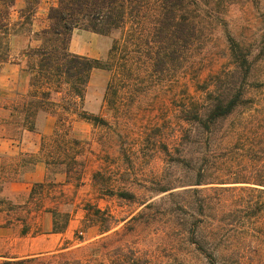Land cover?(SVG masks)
I'll use <instances>...</instances> for the list:
<instances>
[{
	"label": "trees",
	"instance_id": "1",
	"mask_svg": "<svg viewBox=\"0 0 264 264\" xmlns=\"http://www.w3.org/2000/svg\"><path fill=\"white\" fill-rule=\"evenodd\" d=\"M41 3L42 0H26L25 8L13 21L16 0H0V67L9 58L10 37L19 31L32 32ZM248 3L260 12L263 36L247 46L228 31L233 69L198 81L196 92L202 98L192 96L181 106L180 120L185 126L174 138V152H169V146L164 148L170 157L169 168L176 169L179 176L173 171L171 176L176 178L154 182V189H149L99 183L102 173L96 172L92 188L99 198L134 202L144 208L135 216L119 219L108 209L87 202L82 208L85 219L75 232V241L83 243L91 229L101 238L95 244L99 248L85 259L73 257L70 253L73 242L66 241L64 246L48 253L0 256V264H165L166 260L172 264H264V0H56L49 10L47 27L38 34L41 45L25 53L34 60L30 65L31 90L11 109L10 117L22 116V126L29 132L36 130L34 119L38 113L55 117L53 136L58 139L53 141L58 152H53V143L44 142L41 150L48 151V156L41 158L43 163L83 166L79 160L81 143L72 139L70 120L76 117L106 125L103 119L88 115L83 109L94 71H113L119 63L115 64L116 57L120 55V59L123 51H127L145 55L149 67L157 74L178 71L185 63L194 76L200 69L199 57L214 32L227 25V12ZM76 29L103 37L121 33L122 37L113 42L109 60L104 62L69 52L68 45ZM123 60L126 61L120 67L125 69L129 60L124 54ZM119 82L121 73L108 86L106 96L110 104ZM68 142L78 147L77 152L70 153ZM229 157L236 166H229L226 162ZM217 160L223 161L220 166L214 165ZM199 163L200 166H195ZM65 174L68 177L65 185L35 183L29 201L23 205L14 206L0 197V213L25 214L17 218L25 236L31 232L29 209L34 205L37 213L51 215L50 234H65L73 217L71 213L39 209L44 199L57 201L63 196L65 188L73 186L71 178L77 182L75 188L85 185L80 170L72 167ZM1 175L2 171L3 185L15 180ZM134 189L159 198L154 203L144 199L135 202ZM153 209L154 232L159 240L154 256L135 243L110 245L108 234L117 237L124 231H134L142 222L149 223L148 213ZM123 222L125 225L116 230Z\"/></svg>",
	"mask_w": 264,
	"mask_h": 264
},
{
	"label": "rangeland",
	"instance_id": "2",
	"mask_svg": "<svg viewBox=\"0 0 264 264\" xmlns=\"http://www.w3.org/2000/svg\"><path fill=\"white\" fill-rule=\"evenodd\" d=\"M55 5L56 0H42L33 21L32 32L26 34L19 31L17 35L10 37L9 58L0 67V147L6 143L5 147L8 148L0 156V171H2L1 177L15 179L4 185L0 179L2 191L0 197L6 198L14 206L23 205L29 201L36 182L67 184L68 177L65 171L72 167L82 172L85 185L75 188L77 182L71 178L73 186H67L63 196H60L57 201L44 199L40 205L41 211L47 208L72 214L68 230L63 235L50 234L51 215L37 213L34 205H31L29 209V217L32 218L31 232L25 236L22 235L21 223L17 221L20 215L25 216V214L20 211L11 214L0 213V256L22 257L48 253L64 246L66 241L73 242L70 249L73 257L85 259L92 254L99 248L95 244L101 238L95 236V229H91L85 235L83 243L75 241V232L81 228L85 219L82 208L87 202L98 204L101 209H108L119 219L131 214L135 216L144 208L134 202L128 203L109 197L99 198V193L94 192L92 188L93 175L96 172L102 173V176L98 178L99 183L104 181L108 182V185L127 184L136 188L145 186L149 189H154V184L159 180L168 182L176 178L171 176L176 169L169 168L172 165L168 163L170 157L167 156L164 148L169 146V152H174V138L185 126L180 120L181 106L189 102L192 96L202 98L196 92L198 81L203 82L224 70L233 69L227 38L228 31L247 46L254 45L263 36V19L260 12L248 3L243 7H233L227 12L225 16L227 25L219 26L214 32L211 41L199 57L200 69L194 76L189 73L185 63H182L178 71L157 74L149 67V61L145 55L123 51L120 59V55L116 57L115 64L119 63L113 71L93 72L84 97V111L88 115L103 119L106 125L92 124L76 117L70 120L74 133L72 139L79 140L81 143L78 145L82 148L79 160L83 161L84 165L47 166L41 158H47L48 151L42 152L41 149L44 142L53 143V152H58L53 141L58 139L53 136L56 118L46 113H38L34 119L36 130L29 132L22 126L23 117L18 115L11 118L9 111L21 102L22 96H26L31 90L30 65L34 60L25 53L41 45L38 34L47 27L49 10ZM25 6L26 0H16L13 12L11 10L13 21L17 20L18 12ZM121 37V33L103 37L76 29L72 33L68 49L72 54L105 62L109 60L113 42L120 40ZM121 45L123 46L122 42ZM128 46L131 50H135L130 44ZM123 54L129 60L125 69L120 67L126 61H122ZM118 73H121V82L117 83V94L111 95L113 104H110L106 96L107 89L110 81L114 80ZM3 105L5 110H1ZM61 138L65 139L63 136ZM61 138L58 141L62 140ZM228 141L233 146L234 143H231V140ZM68 143L67 149L70 153L77 152L78 147L71 142ZM59 152L61 154L63 150ZM221 162L223 161L217 160L214 165L220 166ZM226 162L229 166L237 165L235 161H230V157ZM176 176H179L177 172ZM132 192L137 195L135 202L144 199L154 203V200L159 198L151 192L140 189H134ZM148 214L151 215L148 218L149 223L142 222L134 231H124L117 237L112 236V233L108 234L111 237L110 245L115 247L135 243L140 249L150 250L154 256V250H157L159 245L154 232V209ZM126 222H123L116 230L123 227ZM164 262L172 264L167 260Z\"/></svg>",
	"mask_w": 264,
	"mask_h": 264
},
{
	"label": "crops",
	"instance_id": "3",
	"mask_svg": "<svg viewBox=\"0 0 264 264\" xmlns=\"http://www.w3.org/2000/svg\"><path fill=\"white\" fill-rule=\"evenodd\" d=\"M1 110H5V107H4V105H3V107L1 108ZM10 112V111H9ZM5 144L6 143H3V145H2V147H0V156L2 155V153H4V151H6L8 148H6L5 147ZM1 158V157H0ZM0 161H1V159H0ZM0 165H1V163H0ZM39 182H43V181H39ZM36 183H38V182H36ZM51 235H56V234H51Z\"/></svg>",
	"mask_w": 264,
	"mask_h": 264
}]
</instances>
